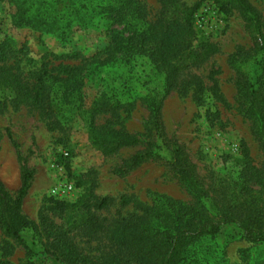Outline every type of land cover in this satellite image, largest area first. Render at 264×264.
Listing matches in <instances>:
<instances>
[{"label":"trees","instance_id":"trees-1","mask_svg":"<svg viewBox=\"0 0 264 264\" xmlns=\"http://www.w3.org/2000/svg\"><path fill=\"white\" fill-rule=\"evenodd\" d=\"M6 1L15 7L10 18L13 27L52 35L64 46L76 31L89 27H99L107 35L106 45L94 52H48L42 55L38 64L27 56L25 43L19 45L11 35L0 39V110L12 105L38 111L46 122V128L61 134L57 142H68L73 126L79 120L90 146L103 156L113 155L123 147L140 142V138L124 126V120L137 102L143 104L148 112L145 129L153 135L162 128L164 100L171 91L183 88H190L195 93L198 104L210 105L206 108L209 114L215 116L218 113L214 103L222 97L215 80L207 85L196 74H191L190 79L184 78L185 74L215 54L217 46L209 41L193 45L194 8L185 6L181 0H157L158 8L152 18L141 0ZM207 1L225 13L236 11L254 40L248 50L252 54L243 61L233 54L227 62L235 72L236 108L249 121L250 132L263 155L260 166L252 164L249 149L242 142L240 177L245 182L264 187L262 15L248 0ZM138 58L145 59L144 63L150 67L145 74V70L139 74L144 79L140 89L132 85L133 77L139 73V70H134V62H138ZM248 59L252 60L251 63ZM144 63L140 65L143 67ZM123 65H130L131 77L120 82L116 81L119 78H107L101 85L103 88L86 105L84 87L90 67L120 69ZM116 71L113 70V74ZM6 133L16 148L10 130L7 129ZM170 152L168 165L195 195L201 194L192 167L180 148L173 145ZM17 154L21 184L15 195H11L0 182V228L13 238H19L20 232L31 225V221L21 213V206L32 172L26 169L25 159ZM145 156L135 154L130 166L139 164ZM226 188L228 186L221 189ZM111 202V198L99 197L92 191L85 192L73 203L55 201L52 209L65 215L77 214L84 232L99 236L106 234L110 243L99 255L83 254L62 225L43 217L42 223L50 240L46 253L53 255L61 264H130L131 261L135 264H178L192 241L215 235L223 225L235 222L225 212L221 213L220 219L214 220L195 207L183 206L174 216L178 217L177 221L183 218V227L168 218L166 209L160 217H167L171 224L160 227L154 224V217L160 212L155 213L152 203L147 205L121 195L118 199L120 207L132 205L140 212L113 220L112 224H104L97 213L107 209ZM239 227L246 239L264 242V236L254 233L248 223ZM10 250L6 248L3 255L10 254Z\"/></svg>","mask_w":264,"mask_h":264},{"label":"rangeland","instance_id":"rangeland-1","mask_svg":"<svg viewBox=\"0 0 264 264\" xmlns=\"http://www.w3.org/2000/svg\"><path fill=\"white\" fill-rule=\"evenodd\" d=\"M181 1L194 8L193 45L209 41L217 46L215 54L185 74L184 78L190 79L191 74H196L207 85L215 80L222 97L214 103L218 113L215 116L209 114L206 108L210 105L198 104L190 88L173 90L163 102L162 128L152 135L153 132L145 129L148 112L143 104L137 102L124 120V126L127 131L135 133L140 142L123 147L113 155L103 156L90 146L79 120L73 126L70 140L57 142L61 134L49 131L38 111L28 110L25 106H5L0 110V182L11 195H15L21 184L19 153L25 159L26 169L32 172L21 206V213L31 221V225L20 232L19 238L8 236L0 228V264H61L53 255L46 253L50 240L42 223L43 217L62 225L83 254L99 255L102 249H107L110 241L106 234H87L82 230L77 214L65 215L52 209L55 201L73 203L87 191L112 199L107 209L97 213L104 224H112L113 220L140 212L132 205L120 207L118 199L121 195L147 205L152 203L155 213L160 212L154 217V224L160 227L171 224L168 218L176 222L178 217L174 216L183 206L195 207L214 220L220 219L221 213L225 212L235 222L223 225L215 235L192 241L178 264H264V242L246 239L239 227L248 223L254 233L264 236V187L245 182L240 177V145L242 142L246 144L252 164L256 166L263 163V155L250 132L249 121L236 108L235 72L227 62L233 54L240 61L252 54L248 50L254 40L236 11L225 13L207 0ZM248 1L260 12L264 25V0ZM141 2L149 17H154L157 0ZM14 9L8 1H0V39L11 35L19 45L25 43L27 56L36 64L48 52L74 50L86 54L102 48L108 41L101 28L89 27L76 31L64 46L52 35L13 27L10 18ZM137 61L134 62V70H139V73L133 77L132 85L140 89L144 79L139 74L143 70L145 74L150 67L146 66L143 58ZM251 61L248 59V63ZM89 70L84 87L86 105L103 88L101 85L107 78H119L116 81L120 82L131 77L132 71L130 65H123L120 69H96L92 66ZM113 70H117L115 74ZM103 76L105 79H100ZM7 129L16 142V148L8 138ZM173 145L180 148L192 167L201 194L195 195L168 165ZM137 153L146 156L139 164L130 166ZM64 183L72 187L68 192H52L54 186ZM224 186L228 188L222 190ZM165 209L169 213L168 218H161ZM177 222L183 227V218ZM6 248H11L10 254L3 255Z\"/></svg>","mask_w":264,"mask_h":264},{"label":"built area","instance_id":"built-area-1","mask_svg":"<svg viewBox=\"0 0 264 264\" xmlns=\"http://www.w3.org/2000/svg\"><path fill=\"white\" fill-rule=\"evenodd\" d=\"M65 154H67V153H65ZM71 188L72 187H71L70 184L64 183V184H61V185H58V186H54L51 190L54 193L61 194V193L68 192Z\"/></svg>","mask_w":264,"mask_h":264}]
</instances>
